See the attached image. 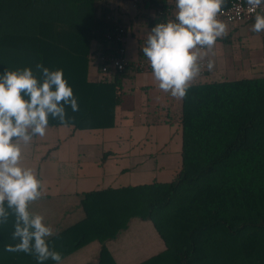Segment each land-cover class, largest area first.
<instances>
[{
	"label": "trees",
	"instance_id": "obj_1",
	"mask_svg": "<svg viewBox=\"0 0 264 264\" xmlns=\"http://www.w3.org/2000/svg\"><path fill=\"white\" fill-rule=\"evenodd\" d=\"M140 4L154 11L151 27L167 20L166 0ZM117 26L125 28L111 0H0V74L29 67L39 75L36 63L62 70L79 110L66 105V123L50 117L48 127H115L129 68L97 81L89 68ZM179 121L181 162L172 179L83 192V218L49 238L62 258L96 240L98 260L87 264H116L106 242L139 218L152 222L165 249L137 264H264V75L194 81ZM11 231V220L0 226V264H38L4 251L16 243Z\"/></svg>",
	"mask_w": 264,
	"mask_h": 264
},
{
	"label": "crops",
	"instance_id": "obj_2",
	"mask_svg": "<svg viewBox=\"0 0 264 264\" xmlns=\"http://www.w3.org/2000/svg\"><path fill=\"white\" fill-rule=\"evenodd\" d=\"M111 2L114 18L125 25V57L135 60L139 42L145 43L152 28L154 11L142 4L136 5V0ZM166 2L167 20L173 19L175 0ZM223 22L227 25V36L217 40L208 57L214 61V67L212 70L205 67L195 81L239 79L257 68L264 72V32L254 35L251 22ZM89 79H99L95 66L89 68ZM180 110L181 99L160 91L152 71L129 68L123 80L117 125L112 127L115 134H106L102 132L104 129L78 133L70 126H57L59 134L55 142L47 152L32 160L43 186V195L31 206L32 211L42 214L44 222L56 233L83 218L80 199L85 191L140 184V178L146 173L153 177L143 183L171 180L180 168L181 159L166 168L157 158L181 151ZM135 127L139 129L137 132L133 131ZM123 129L127 132H122ZM90 147L94 148V158L87 161L83 156ZM66 163L71 164L70 170L62 175L61 169ZM147 221L133 218L124 231L135 223L134 234L119 240L121 231L115 239L106 242L116 264H137L165 249L152 222ZM99 249L100 243L91 241L63 257L61 264L96 262Z\"/></svg>",
	"mask_w": 264,
	"mask_h": 264
},
{
	"label": "clouds",
	"instance_id": "obj_3",
	"mask_svg": "<svg viewBox=\"0 0 264 264\" xmlns=\"http://www.w3.org/2000/svg\"><path fill=\"white\" fill-rule=\"evenodd\" d=\"M250 12L264 0H247ZM224 0H175L173 19L157 22L146 36L142 52L152 70L157 88L181 99L206 67L217 40L227 36V25L219 19ZM253 31L264 32V14L256 13ZM32 68L5 70L0 74V226L11 220L7 253L23 252L38 264L52 260L61 264L62 254L50 246L57 235L42 214L31 206L43 195L42 182L31 167L22 164L23 146L35 136L43 137L49 118L66 123L65 106L73 112L78 104L62 70L41 63Z\"/></svg>",
	"mask_w": 264,
	"mask_h": 264
},
{
	"label": "built area",
	"instance_id": "obj_4",
	"mask_svg": "<svg viewBox=\"0 0 264 264\" xmlns=\"http://www.w3.org/2000/svg\"><path fill=\"white\" fill-rule=\"evenodd\" d=\"M250 5L247 0H228L226 6L222 7L219 19L225 22H251L254 23L256 13L264 14V5L250 12ZM126 29L117 26L111 33L106 35L108 49H96L92 55V61L96 64V71L99 79L109 78L115 72H122L125 68L138 71H152L146 57L129 60L125 57ZM205 68L202 70L203 73Z\"/></svg>",
	"mask_w": 264,
	"mask_h": 264
},
{
	"label": "rangeland",
	"instance_id": "obj_5",
	"mask_svg": "<svg viewBox=\"0 0 264 264\" xmlns=\"http://www.w3.org/2000/svg\"><path fill=\"white\" fill-rule=\"evenodd\" d=\"M252 33L254 35H256V34L258 35V33L255 31H253ZM259 69L260 68H257L256 69L257 71H254L253 73H251L245 77H257V76L264 75V74H261L264 72H259ZM232 77H234V76H232ZM137 130H139L138 127H135L133 129L134 132H137ZM121 131L127 132L126 129H123ZM76 132L79 133L82 131L76 130ZM102 132L109 134L111 136L113 134H115V130L112 128L111 129H104V130H102ZM58 134H59V130L57 128L48 127L46 130V133L43 137L35 136L29 145L23 146L22 164L24 166L33 168V170H35V173H36V167L34 166V162L32 160H36L38 158V156L47 152V149L55 142V139L57 138ZM42 141H44V142H42ZM93 150H94V148L90 147L89 150L87 152H85L83 159H85L87 161L92 160L94 158V151ZM164 156L157 158V161L164 163L165 167L167 166L166 168H168L169 166H174L180 162V152H175L173 154H166ZM151 159L153 160V158H151ZM70 166H71V164L66 163V165L61 169V174L63 175L67 171H69ZM150 177H153L152 174H150V173L143 174L142 178H140V181L138 183L151 181ZM147 222H149V221H147ZM135 226H136L135 223H132L129 230H126V231L123 230V233H121V237L119 240H123L126 238V236L134 234L136 232V229H137Z\"/></svg>",
	"mask_w": 264,
	"mask_h": 264
}]
</instances>
